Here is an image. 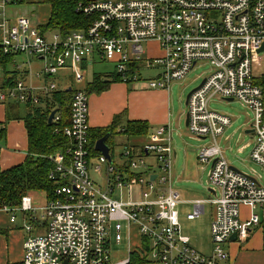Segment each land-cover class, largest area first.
<instances>
[{
    "label": "built area",
    "instance_id": "2783aa9c",
    "mask_svg": "<svg viewBox=\"0 0 264 264\" xmlns=\"http://www.w3.org/2000/svg\"><path fill=\"white\" fill-rule=\"evenodd\" d=\"M21 3L0 0V52L39 60L38 79L71 71L81 83L85 61H107L122 82H138L139 72L149 71L153 76L146 88L166 90L198 64H207V75L187 99L186 128L196 140L208 142L197 149L196 159L208 168L207 185L213 193L193 201L187 216L198 218L205 204L213 209L212 246L205 255L180 232L176 208L181 199L171 183L174 150L169 126L156 128L137 148L126 144L119 166L112 151L110 160L91 154L88 95L70 88L69 123L63 129L69 146L48 157L53 165L49 179L58 187L44 207V233L33 235L32 226L24 228L22 264H111L109 224L119 244L122 222L136 227L143 264H224L229 259L224 245L231 236L243 244L264 220V182L229 165L219 139L231 118L212 110L210 102L236 101L250 113L249 159L264 171V102L252 75V65L264 60V0H84L76 11L88 24L64 35L42 30L27 17H9L7 10ZM151 42L158 53L144 57L143 46ZM58 90L52 82L32 86L17 80L0 88V104L44 107ZM51 109L52 123L57 124L60 116L56 107ZM90 171L103 183L98 185ZM19 209L33 212L28 197L21 199ZM128 262L129 257L117 264Z\"/></svg>",
    "mask_w": 264,
    "mask_h": 264
},
{
    "label": "crops",
    "instance_id": "0c3cea01",
    "mask_svg": "<svg viewBox=\"0 0 264 264\" xmlns=\"http://www.w3.org/2000/svg\"><path fill=\"white\" fill-rule=\"evenodd\" d=\"M24 2L26 1L24 0ZM14 8L15 7H12L9 10H7V14L9 17L19 16L16 15L14 11H10L13 10ZM49 15H50V7H49ZM19 17H25V16H19ZM45 24L38 23V25L37 24L36 25L42 29V27ZM2 37H3V32L0 30V39ZM146 45L149 53L147 54L148 56L157 55L156 54L158 53L157 45L155 43L151 42ZM151 45H154L156 51L153 54H151V50H152ZM22 57L24 59L27 58L23 55H16L14 56L13 60L10 63L5 65L4 69L0 68V72L1 71L3 72V78L0 80V88H2L5 73H7L6 75H8L10 79L13 78L14 81L22 80L26 84L25 79L29 74V70L25 69L24 63H29V61L26 60L25 62L23 59L22 65L20 66L19 62H20V58ZM35 60L40 62L37 59ZM87 63L88 61L87 62L85 61L82 64V68L85 73L82 82H84V79L86 78L87 75V70H88ZM41 66L42 64L40 62V67ZM64 72H71V71H64ZM89 75H90V79L88 81L85 80L86 88L84 91L88 95V123L90 130L104 129L109 127L112 124L114 117L122 113L125 114L123 116V123L125 121H140V122H145L149 126L147 134L142 137L128 138L125 135L118 134L113 139L114 147L118 144L125 146V144L129 143L128 140L132 139V140H136L135 142L137 143L133 144V146L137 148L138 146L148 141L150 136H152L153 133L155 132L156 128L160 126H169L170 130L172 131L171 126L173 121V110H172L170 87L169 89L166 90H157V89L146 88L145 83L131 82L128 84L126 82L115 81L114 71L110 74L94 73ZM95 78L97 79L96 81H101L107 84V87L103 91H93V90L90 91V87L92 83L95 82ZM48 79L50 78L38 79L36 77L37 83L32 84V86H41L46 82H48ZM60 83L62 82L59 81L58 84ZM57 88L59 90L71 91L70 88L61 89L58 86ZM7 104H12L10 105L11 107L9 110L5 108L6 107L5 104H0V170H6L13 166L23 163L27 155V136L21 118L24 117V115H26V113L28 112V107L11 102ZM19 106H22L25 109L24 114L20 113ZM12 107L14 108L12 109ZM7 111H9L10 113L8 121L6 120ZM185 118H186V114H185ZM120 129L122 128H119L117 131H119ZM246 130H248V128L243 131V134L248 135L251 141L248 142L243 147H241L240 150L238 151L239 153L242 152V150H244L247 147L252 148V136L251 134H245ZM221 138L219 139V143L222 142ZM139 139H142V141L139 142ZM113 160L117 165L119 166L122 165L123 158L121 157V153L118 155L117 158H115L113 154ZM175 160H176V153L174 151L173 170L175 169ZM172 180H173V171L171 175V183ZM208 189L211 188L210 187L206 188L207 198L213 194L211 190ZM24 197H28L30 199L31 205L33 207V212H23L22 210L19 209L20 205L16 207L0 210V264H22L23 243L25 239L24 228L26 226L28 225L32 226L31 231L33 235H42L45 231L46 219L44 217V207L47 202L46 194L44 192H29ZM193 201H190L192 205V212H193V204H192ZM205 205L209 206L212 215L213 213L212 207L209 204H205ZM205 205H204V212H205ZM242 212L244 214L243 217H245L246 214H248V210L246 208H244ZM189 214L186 215V219ZM11 215H13L14 217L13 220H11ZM189 221H193V220H189ZM109 225H110V229H109V238H110L109 244H110L111 237H113L114 233L113 230L111 229L112 224ZM122 225H125V227L129 230L130 236L132 232L131 237L135 239L134 244L129 245L128 247V251L130 254L131 251H133L138 245H140L141 238L138 235L136 227L128 226L124 222H122ZM263 241H264V220L261 221L260 225L257 226V228H254L252 230L249 238L243 244L239 245L236 244L235 241H230L229 243L224 245V247L227 248V250L225 251L228 253L229 256V259L224 264H254V261L257 260L264 261Z\"/></svg>",
    "mask_w": 264,
    "mask_h": 264
},
{
    "label": "rangeland",
    "instance_id": "374dc122",
    "mask_svg": "<svg viewBox=\"0 0 264 264\" xmlns=\"http://www.w3.org/2000/svg\"><path fill=\"white\" fill-rule=\"evenodd\" d=\"M25 1L26 2L16 6L10 11H14L16 15L27 17L35 26H37L38 23L45 24L49 17V6L44 4L43 0ZM143 49L145 52L144 57H146L147 54H149L147 45H144ZM151 49V54L156 52L154 45H151ZM23 59V57L20 58V66L22 65ZM26 60H28L29 63H24V67L25 69L29 70V74L25 81L27 85H32L37 83L35 76L40 71V62L31 57L24 59L25 62ZM87 64L88 70L84 82L77 84V82L74 81L71 72L60 71L55 76L49 77L50 79H48V84L51 81L61 89L72 88L85 90V80L88 81L90 79L89 74H110L114 71V64L107 61H95V63L88 62ZM208 71V65L200 63L191 72H189L183 80L173 82L170 86L173 110V121L171 126L173 132L172 147L176 153L172 186L179 192L181 199V203H179L176 208L178 212V222L181 235L189 238L190 246L203 254H209L212 246L210 239V224L212 221L211 209L208 205H205L204 214L200 215L193 221L187 220L186 215L192 212V205L190 201L204 200L207 198L206 188L209 187L207 185L208 168L201 167L197 164L196 155L197 149L203 144H208V142L196 140V138H194L187 130L185 126V114L187 111L185 100L187 95L200 85L202 79L207 75ZM263 73L264 60L258 65H252V75L255 78H259ZM152 76V72L141 71L139 72V80L137 83H146V81ZM2 78L3 72L1 71L0 80ZM59 81L62 83L58 84ZM19 108L20 113L24 114L25 109L22 106H19ZM210 108L217 113L230 117L232 120L230 127L224 131V134L221 138L222 142H220V146L225 153V158L227 159L229 165H231V167L235 168L240 173L251 176L253 175L255 177L260 176L264 182L263 169L248 159L251 147L245 148L240 153L238 152L241 147L251 141L248 135L243 134V131L247 129L250 124V113L236 101L227 102L213 99L210 102ZM128 141L129 143L127 145H133L137 143L135 142L136 140L132 139ZM141 141L142 139H139V142ZM123 147V145L118 144L112 148V154H114L115 158H117L121 153ZM91 162L92 164H96L95 159H91ZM89 174L98 185L103 183V181L96 174H92L91 171ZM125 196L126 194L122 195V200L126 199ZM242 215H244L243 212ZM122 228V242L116 244L113 240V237H111V243L109 244V260L111 264H117L118 262L127 260L129 257L128 247L129 245L134 244L135 241V239L131 237L132 232L130 236L129 230L125 227V225H122ZM224 249L227 250L225 247ZM254 264H264V261L257 260L254 261Z\"/></svg>",
    "mask_w": 264,
    "mask_h": 264
},
{
    "label": "trees",
    "instance_id": "16d2710c",
    "mask_svg": "<svg viewBox=\"0 0 264 264\" xmlns=\"http://www.w3.org/2000/svg\"><path fill=\"white\" fill-rule=\"evenodd\" d=\"M80 1L84 0H43V3L50 7V15L42 30H54L64 35L85 27L88 24V19L76 11V5ZM23 2L24 0H22ZM13 58L14 56L3 55L0 52V68L4 69L5 65L10 63ZM6 74L4 75L2 88L15 82L13 78L10 79ZM96 80L95 78L90 91H103L107 84ZM115 81L121 80L115 75ZM126 83L129 84L130 81ZM254 83L262 90L264 102V73L256 78ZM70 97L71 91L58 90L53 93L51 104L46 103L44 107L27 105L28 112L21 118L27 136V155L23 163L6 170H0V210L20 205L21 199L29 192H44L47 200L53 198L58 184L56 180L49 179L53 165L48 157L58 151L64 152L69 146L68 139L63 135V129L69 123L68 104L70 103ZM5 105V108L9 110L12 104ZM53 107H56L60 120L57 124L52 122L48 124V117ZM124 115L122 113L115 116L112 124L107 128L89 131V150L91 154L96 153L93 150V144L105 134L109 135L107 145L112 152L113 139L118 134L125 135L128 138L142 137L147 134L149 126L145 122L125 121L123 123ZM9 116L10 113L7 111V121ZM119 128H122L123 131H117ZM143 247L146 248V246ZM137 248L138 246L129 254L128 264H143L144 260L137 253Z\"/></svg>",
    "mask_w": 264,
    "mask_h": 264
},
{
    "label": "water",
    "instance_id": "95a60500",
    "mask_svg": "<svg viewBox=\"0 0 264 264\" xmlns=\"http://www.w3.org/2000/svg\"><path fill=\"white\" fill-rule=\"evenodd\" d=\"M190 93L186 97L185 105L187 103V99H188ZM227 101L228 102H232V100H227ZM54 114H55V111H52L50 113V115L48 117V124H50L52 122V118H53ZM187 123H188V120H187V117H186L185 118V126H187ZM252 133H253V131L251 129L245 131V134H252ZM108 138H109V135L108 134H105L102 138H100L99 140H97L94 143V150H95V152L100 153L103 157L106 158V160H110V156H109L110 147L107 145ZM232 169H234V168H232ZM235 238H236V236L235 235H232L231 238H230V241H235ZM64 264H67V263L64 262Z\"/></svg>",
    "mask_w": 264,
    "mask_h": 264
}]
</instances>
